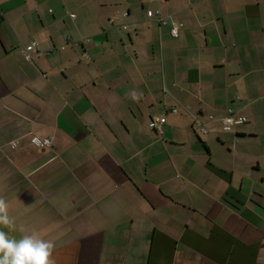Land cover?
<instances>
[{"label": "crops", "instance_id": "1", "mask_svg": "<svg viewBox=\"0 0 264 264\" xmlns=\"http://www.w3.org/2000/svg\"><path fill=\"white\" fill-rule=\"evenodd\" d=\"M0 197L56 264H264V0H0Z\"/></svg>", "mask_w": 264, "mask_h": 264}, {"label": "clouds", "instance_id": "2", "mask_svg": "<svg viewBox=\"0 0 264 264\" xmlns=\"http://www.w3.org/2000/svg\"><path fill=\"white\" fill-rule=\"evenodd\" d=\"M15 230V219L9 215V204L0 197V264H56L53 240L44 239L37 232L17 238L12 235Z\"/></svg>", "mask_w": 264, "mask_h": 264}, {"label": "built area", "instance_id": "3", "mask_svg": "<svg viewBox=\"0 0 264 264\" xmlns=\"http://www.w3.org/2000/svg\"><path fill=\"white\" fill-rule=\"evenodd\" d=\"M71 17H74V15H70ZM160 23H165L162 19H158ZM182 27V24L180 23H174L172 24V27L170 29V35L173 38L178 37V33L180 28ZM34 47L37 46L36 43L32 44ZM25 58L29 60V54H25ZM243 122V119L241 117L233 116V115H227L222 120V130L225 132H231L234 130V128L241 124ZM165 123V119L161 118L157 121V123H153L151 127H153L156 130H160V127L162 124ZM200 131L205 133V130L203 128H200ZM32 144L37 148H47L50 146L51 140L50 139H39L37 137H34L31 140Z\"/></svg>", "mask_w": 264, "mask_h": 264}]
</instances>
